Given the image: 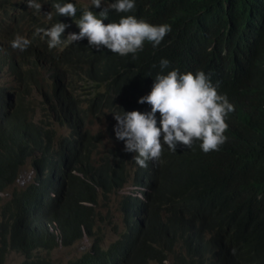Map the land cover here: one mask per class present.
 Masks as SVG:
<instances>
[{"label": "trees", "instance_id": "1", "mask_svg": "<svg viewBox=\"0 0 264 264\" xmlns=\"http://www.w3.org/2000/svg\"><path fill=\"white\" fill-rule=\"evenodd\" d=\"M238 1L243 4L231 9ZM54 2L41 0L38 15L30 8L27 13L24 2L15 5L10 24L26 22L23 35L31 43L13 53L0 47V63L18 78L17 86L0 88V192L10 188L0 205V264L9 250L23 256L20 264H55L41 252L84 236L91 239L89 248L67 264H264V0H136L130 13L110 11L105 23L132 14L171 26L160 45L154 49L145 42L135 58L92 48L86 38L49 49L34 29L60 20L68 25L64 35L78 32L73 20L90 4L73 0L77 12L71 18L57 15ZM224 4L226 18L235 14L257 26L237 60L231 57L237 43L232 35L216 34L215 54L203 40L207 18H223ZM225 27L234 31L232 24ZM161 57L170 61L165 73L176 68L210 74L233 111L225 118L226 139L218 151L202 152L199 141L190 148L178 144L176 151L162 144L159 159L141 167L115 137L111 112L149 110L137 98L150 91ZM31 83L43 104L39 119L32 116ZM103 111L106 125L93 134L86 119ZM54 126L68 128L57 142ZM101 137L115 144L94 154ZM27 159L35 180L12 186ZM129 180L136 189L119 201L123 228L104 247V234L95 231L102 217L94 209L98 189L106 197Z\"/></svg>", "mask_w": 264, "mask_h": 264}, {"label": "clouds", "instance_id": "2", "mask_svg": "<svg viewBox=\"0 0 264 264\" xmlns=\"http://www.w3.org/2000/svg\"><path fill=\"white\" fill-rule=\"evenodd\" d=\"M23 2L27 8L32 9L34 15L41 12V0ZM242 4V1L233 3L231 9ZM135 6L136 0H90V4L81 9L79 18L73 20L78 32L64 35L68 25L59 20L48 27H36L33 35L40 34L49 49L63 48L86 38L87 45L92 48L103 47L120 56L131 54L135 58L143 50L145 42H149L155 49L171 31L167 23L152 24L132 14L121 15L117 21L104 22L110 11L130 13ZM52 7L57 15L71 18L77 12L73 0H55ZM222 8L223 18L217 15L207 18L202 31L203 40L207 41L209 52L215 54L213 48L218 43L216 34L232 35L237 43L233 46L231 57L237 60L242 57L246 42L256 36L257 26L256 23L253 27L248 26L247 18L241 21L239 16L234 17L235 14L226 18L228 7L224 4ZM45 15L47 20L52 19L51 11L45 12ZM226 24H232L234 31L228 30ZM30 43L29 38L15 33L10 46L24 51ZM158 63L161 71L152 76L150 91L137 98V103L150 105L149 110L111 112L115 120L114 134L118 140L123 141V150L133 152L132 158L141 167H146L149 160L159 159L162 144L170 151H176L178 144L190 148L194 141H199L202 152L218 151L226 139L224 132L228 124L225 118L233 111V104L227 95L217 91V85L211 81L210 74L203 70L180 72L172 68L165 73L163 70L168 68L170 61L161 57Z\"/></svg>", "mask_w": 264, "mask_h": 264}, {"label": "rangeland", "instance_id": "3", "mask_svg": "<svg viewBox=\"0 0 264 264\" xmlns=\"http://www.w3.org/2000/svg\"><path fill=\"white\" fill-rule=\"evenodd\" d=\"M14 4L9 5L3 3V0H0V47L8 50L9 53H13L15 49L10 46L9 39L12 34L15 33H22L25 34L27 30V25L25 22V27L20 25V27L14 28L11 23H15L9 21V14L13 12L14 6L18 3L23 2V0H11ZM89 3V0H82V2ZM10 12V13H9ZM30 12V9H27V13ZM29 16H26L28 19ZM72 30V29H70ZM31 55V53H29ZM27 59V56L25 57ZM18 78L16 77L15 73L9 69L6 63H0V88H8V87H15L17 86ZM28 90L31 92V95L28 98L31 100L30 106L33 108V115L34 119L42 118L43 110L41 108V97L37 94V89L34 84H30ZM15 91V90H14ZM17 98V94L13 93L10 97L11 103L14 99ZM15 102H13V105ZM107 115L106 112H99V113H92L86 119L87 128L91 133H96L106 125ZM55 137L53 141L57 142V138L59 136L65 137L68 133L67 127L62 126H54L53 127ZM115 141L113 140L110 142L107 138L101 137L99 141L95 144V148L93 149V153H97L98 155H102L106 152L108 147L113 146ZM35 170L32 166L31 160H26L24 165L20 167L19 170V177L15 184L12 186H26L30 181L35 180ZM136 189L135 185L131 183V180L122 187L118 188L117 191L113 194L108 193L105 196L101 194V190L98 189V198L94 205V209L97 213H99L102 217L101 219L97 218L96 224L98 228L95 226V231L98 229L102 231L104 234V241L103 246L106 247L109 243L115 241L119 233L123 228V219L120 213V205L119 201L122 199L124 194H128L129 192ZM10 188L0 192V205L9 197ZM91 244V239L87 236H84L82 239L75 241L73 244L69 246L61 245L60 243L57 244L55 248H53L49 252L42 251V254L49 256L55 264H67L70 259H74L78 257L82 252L87 250ZM23 260V256L19 252H15L14 250H9L6 254L5 264H20ZM167 263H170V259L167 260ZM149 264H156V263H149Z\"/></svg>", "mask_w": 264, "mask_h": 264}, {"label": "bare ground", "instance_id": "4", "mask_svg": "<svg viewBox=\"0 0 264 264\" xmlns=\"http://www.w3.org/2000/svg\"><path fill=\"white\" fill-rule=\"evenodd\" d=\"M263 1V0H262Z\"/></svg>", "mask_w": 264, "mask_h": 264}]
</instances>
